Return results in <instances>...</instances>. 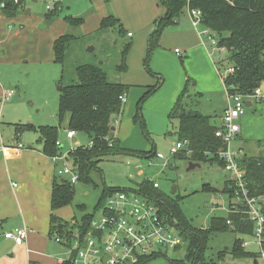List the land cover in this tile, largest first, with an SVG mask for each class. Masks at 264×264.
I'll list each match as a JSON object with an SVG mask.
<instances>
[{"label":"rangeland","instance_id":"obj_1","mask_svg":"<svg viewBox=\"0 0 264 264\" xmlns=\"http://www.w3.org/2000/svg\"><path fill=\"white\" fill-rule=\"evenodd\" d=\"M48 1L51 4L50 11L46 9L45 3L38 2L34 4L32 0H27L26 9H30L32 11L31 15L34 17L39 16L44 19L50 12L54 13L56 20L61 22L59 24H62V20L77 17L76 14L78 13L80 16L86 15L87 10L92 5L91 0ZM158 6L164 7L160 0ZM109 10L111 11L110 6ZM22 13L24 14V12ZM185 15L190 17L188 12ZM22 17L24 18L23 15ZM23 25L26 26L27 33H29L27 39L37 36L40 41H49L47 37L56 29L39 32L33 26L29 27L26 23ZM15 28H12L13 31L18 33L21 25L17 24ZM92 31V35L77 38L67 44L62 64L55 63L52 51L53 44L52 49L47 46L42 47L41 56L31 57L26 62L22 61L23 63L12 62L6 69L5 67L1 68L3 70L0 78L1 90L3 89V92L13 90L15 95L5 103L2 101V95L0 105L4 106V110L6 109L9 116L16 119V123L32 124L36 128L58 125L59 89L79 83L76 69L80 66L96 65L101 67L107 73L110 83L111 79L122 77L123 73L117 70L118 66L116 67L121 63V54L119 46L117 44L116 46L113 45L116 42L115 34L113 32L96 33L97 30L93 29ZM205 38L209 42V39ZM216 41H218L217 38ZM28 44V42L20 44L19 47L22 49V53L28 50ZM209 44L213 66L218 72L217 77L223 80L227 74L224 75V73L230 68L227 60L228 52L226 49L221 51L217 44L212 45L210 42ZM20 48H17V50H21ZM178 52L180 54L172 52L169 56L177 61L180 75L195 81L196 88L200 87V84L206 86L208 74L203 70L199 71L195 63L190 62L187 64V59L184 57L186 54L180 52V50ZM150 67L153 70L152 62ZM170 76L168 75L169 78ZM150 77L156 81V78ZM162 77L165 80L163 90L172 87L173 82L170 80L167 87H165L167 80L164 75ZM202 99V108L200 107L202 114L207 113L215 117L214 115L220 113V110L225 106V102L216 95L203 93ZM255 103L257 105L254 109H246L247 114L242 117L243 119L239 123L242 128V138H237L231 144L235 152H238L239 147L246 140L264 141V98ZM134 114L135 110L132 115L124 112L122 123L117 121L118 118H112V124L121 129L119 138L122 146L131 151H147L154 152L155 155L160 154L163 156V160L157 159L155 156L148 159L132 155L110 157L104 160L100 165L101 170L91 173V184L77 183L73 201L70 205L61 208L60 217L67 222L81 223L83 216H93L105 186L119 190L137 191L140 184L149 180L159 184L160 189L155 191L157 199L164 204H169L168 206L171 209L180 213L185 223L190 225L188 229L193 231L192 235L207 230L211 219L226 218L230 203L233 201H230L228 193L225 192L229 174L215 162L199 163L200 167L190 170L191 162L189 160H180L171 153L172 148L179 142L178 121L171 123L168 115L162 116L157 111L147 110V112H144L143 108L142 116L145 124L143 127L140 122L136 123L134 121ZM220 122L218 117L217 123ZM10 130L13 131V129ZM67 130L62 126L58 137L59 144L63 145V155H68L70 151L75 150L79 145L88 146L91 142L90 135L85 132L78 133L77 142L68 140L66 137ZM28 134L32 136L33 133H25L20 140L25 147H27L26 138H28ZM259 143L255 144L258 146ZM260 146L264 147V143ZM258 154L260 153L258 152ZM66 165L70 166L68 162H66ZM59 166L61 168L63 164H59ZM206 186H210L211 190H205ZM97 217H99V214H97ZM173 229L176 234H178L176 229L181 231L178 226L177 228L173 226ZM188 239L177 250L157 248L161 249L158 251L164 255L161 254L160 257L147 264H174L173 261L177 259H181L182 264H262L259 257H256L260 255L261 248L251 235H240L230 231L209 233L199 257L192 251V246H194L191 242L192 237L190 236ZM237 240L247 243L245 252L251 254L252 257H236L234 255ZM54 244L56 243L54 242ZM56 246L62 250V247L57 244ZM63 251L68 254L67 261L71 260V249L66 248ZM18 260L19 264H24V259L21 256H18Z\"/></svg>","mask_w":264,"mask_h":264},{"label":"trees","instance_id":"obj_2","mask_svg":"<svg viewBox=\"0 0 264 264\" xmlns=\"http://www.w3.org/2000/svg\"><path fill=\"white\" fill-rule=\"evenodd\" d=\"M109 8L110 0H103ZM27 0H20L14 4L9 0H0V13L8 19L26 10ZM166 8L167 13L160 18L152 30L147 54L144 60L146 72L156 78L155 86L149 87L145 95L137 105V113L134 118L136 123L140 122L144 127L142 109L144 103L152 97L162 86L163 77L155 74L150 67L154 52L159 48V42L167 27L179 21L189 10H197L202 14V29L211 31L217 38L218 47L228 52V62L231 73H224V86L230 94L250 95L264 83V0H160ZM5 3L6 7L1 8ZM56 19L54 13L46 15L45 21L51 23ZM66 22L72 26H80L83 19L66 18ZM113 31L116 36V44L120 48L121 63L117 70L120 73L127 71V56L132 48V41L128 40L121 21L112 13L103 19L100 32ZM77 39L72 34L59 37L54 43L55 63L62 64L67 44ZM79 83L60 88L58 117L60 126L68 120V129L76 133L85 132L90 135L91 146L77 147L66 157V162L74 172L79 175V182L91 184V173L100 171L101 163L116 156L132 155L144 158L156 157L154 152L131 151L122 148L120 140L115 135V126L112 118H119L123 114L124 104L122 97L126 96L129 87L121 84H113L108 81L106 72L96 65H83L76 69ZM223 76V75H221ZM203 95L196 92V82L188 78L185 88L179 95L174 108L169 114V121H178L179 142H187V148L178 152L175 156L180 160H189L192 163L215 162L222 168L224 163L219 159V154L226 150V145L216 137L220 128L217 116H206L199 110ZM16 130L34 131L39 133L44 144L43 153L53 158L61 153L57 146L60 129L57 127L35 128L32 125H15ZM239 165L245 171V181L250 196L263 199L264 212V154L259 156L244 155ZM75 186L67 178L58 176L52 188L51 208L53 213L70 205L75 194ZM151 181H145L138 186L134 192L147 196L156 202L162 216L171 224L181 228L183 242L192 237L194 246L192 251L199 257L209 233L234 232L240 235L253 236L254 223L245 214L243 207L240 214L228 213L226 218L211 219L210 226L203 232H192L185 223L184 218L167 204L157 199ZM205 190H211L206 186ZM117 192H130L111 187H104L100 201L95 210H98L103 200ZM225 192L228 193L230 201L235 197V188L228 182ZM230 208L232 205L230 203ZM94 210V211H95ZM94 215V214H93ZM91 215H85L78 222H66L54 214L50 218V236L59 237L64 247L71 249L73 245V232L80 228L81 234L89 231ZM231 221V225L228 222ZM232 229V230H230ZM199 233V234H198ZM244 243L240 240L235 242L234 255L236 257H252L245 252ZM181 248L177 247L175 250ZM191 251V252H192ZM164 255V254H162ZM74 256V252H73ZM72 256V258H73ZM161 254L143 258L139 264H147ZM256 257H259L256 256ZM71 258V259H72ZM174 264H182L180 260L173 261ZM64 264H72L71 260Z\"/></svg>","mask_w":264,"mask_h":264},{"label":"crops","instance_id":"obj_3","mask_svg":"<svg viewBox=\"0 0 264 264\" xmlns=\"http://www.w3.org/2000/svg\"><path fill=\"white\" fill-rule=\"evenodd\" d=\"M38 2L50 3L48 0H32L34 4ZM91 2L92 5L87 10L86 15L80 16L78 13L76 14L77 17H71L73 19H83V24L78 27L70 26L65 20H62V24H59L61 22L56 19L51 23H47L43 17L31 15L32 11L30 9H26L24 14L20 13L14 19H8L0 13V78L3 74L1 68L5 67L6 69L12 62L23 63L31 57L41 56L42 47L47 46L52 49L55 41L63 35L72 34L77 38H81L92 35V29L97 30L96 33H100V25L103 19L109 13L115 14L114 16L121 21L127 32L128 39H131L133 43L128 53L127 71L122 74V77L111 79L113 84L129 87L123 114L117 119V121L122 123L124 112L132 115L135 110V118L140 99L145 95L149 87L156 84V81L146 72L144 60L147 54L149 37L155 27V23L166 15L167 10L165 7L158 6L159 0H110L111 11L106 7L105 3L103 4L104 1L102 2V0H91ZM25 23L29 27H35L39 32L56 29L47 37L49 41L38 40L37 36H34L35 33L33 38L27 39L29 33H27L26 26L23 25ZM17 24L21 25L18 33L12 29ZM42 25L44 29H40ZM202 30V27L199 30H194L189 16L187 17L186 15L175 22L174 25L167 27L151 62L153 72L161 77L162 75L166 77L167 83L165 87H167L169 80L173 82V85L163 90L164 80L160 89L144 103V112H147V110L157 111L162 116H169L174 108L188 79L186 76L180 75L177 61L169 56L172 52L175 53L180 50V52L186 54L184 57L187 59V64L190 62L195 63L199 71L203 70L208 74L207 85L200 84V87L196 88V92L202 95L206 93L219 96L225 102V106L220 110V113L215 112L216 114L214 115L217 118L219 117V122L221 121V117L228 105L227 92L222 78L218 79L217 77L218 72L214 69L212 55L209 52L210 44L200 34ZM109 32L113 31L109 30L103 33ZM130 34L131 37H129ZM25 42L29 43V48L25 53H22L23 51L19 46ZM16 44L18 46H15ZM113 45L116 46V42ZM17 48L21 50H17ZM52 51L54 58V49ZM118 57L120 59L119 54ZM168 75H171L170 78ZM108 81L110 80L108 79ZM2 95L3 89L1 90L0 88V98ZM202 100L200 101L199 110L202 106ZM247 102H250L249 108L254 109L257 105L255 102L259 101L248 100ZM6 112L4 106L0 105V264H19L18 256L24 259V264H64L68 258L67 252L63 251L66 247L55 242L49 232L51 215L54 214L62 219L60 217L61 209L53 213L51 208L52 188L54 181L59 176V164L62 163H53L50 157L44 155V144L39 133L34 131L19 133L15 127V125L32 124H18L16 119L9 116ZM204 115L211 116L207 113ZM57 118L59 119V117ZM242 119H240V122ZM220 125L221 122L219 123ZM62 126L68 129V120ZM62 126H60L59 121L56 126L41 127H57L61 131ZM10 129H13V131ZM120 130V127L115 126V135L119 140ZM28 132L33 134L32 136L28 134L29 136L26 138L27 147H25L20 140ZM78 135L76 133L75 138L69 139L67 132L66 137L68 140L77 142ZM241 135L242 131L238 139L242 138ZM261 142L264 143V141L254 142L246 140L239 147V150L241 149L244 154L246 153L250 156H259L264 153V147L260 146L263 145ZM255 143H259V145L257 146ZM122 148L124 147L122 146ZM60 149L62 153L63 145H60ZM87 213L92 214L90 212ZM18 228H26L28 230V238L25 244L21 246H17L13 241L4 238L5 233ZM54 242L62 247V250Z\"/></svg>","mask_w":264,"mask_h":264},{"label":"built area","instance_id":"obj_4","mask_svg":"<svg viewBox=\"0 0 264 264\" xmlns=\"http://www.w3.org/2000/svg\"><path fill=\"white\" fill-rule=\"evenodd\" d=\"M9 1L16 5L20 3V0ZM45 4L46 9L50 11L51 4L48 2ZM5 7L6 4L2 3L1 8ZM188 13L192 28L199 30L202 27L201 12L189 10ZM200 34L207 37L212 45L217 44L218 46L215 35L211 31L203 29ZM176 53L180 54L178 51ZM231 72V69L226 71V73ZM14 95L13 90L5 91L2 101L8 102ZM262 98H264V83L250 95L227 92L228 105L221 117V125L216 132V137L226 145V150L219 154V159L225 165L223 169L229 174L228 182L235 188V197L231 202L232 208L229 207L228 213L240 214L243 207L245 214L254 223L253 237L261 248L259 259L264 264L263 199L250 196L245 181V171L239 165L245 154L241 149L238 152L233 151L231 146L241 134L242 128L239 122L246 114L247 101H261ZM121 100L125 104L126 96H123ZM75 136V131H68L69 139H73ZM187 145V142H178L172 148L171 153L176 155L185 150ZM57 146H60L59 142H57ZM66 157V155H57L51 159L54 163L63 164L58 170V175L67 178L71 184L77 185L79 175L66 165ZM156 158L163 160V156L160 154H157ZM152 184L153 188L160 189L157 182H152ZM228 225H231V221L228 222ZM173 226L177 228L162 216L157 204L147 196L134 191L117 192L106 197L100 208L95 210L89 231L86 234H81L80 228L74 230L71 247L74 256L71 262L72 264H139L143 258L160 254L158 250L176 249L184 244L181 231L176 229L178 232L176 234ZM4 238L21 246L28 238V230L18 228L5 233ZM54 240L63 245V241L59 237H54ZM243 245L247 247V243Z\"/></svg>","mask_w":264,"mask_h":264},{"label":"water","instance_id":"obj_5","mask_svg":"<svg viewBox=\"0 0 264 264\" xmlns=\"http://www.w3.org/2000/svg\"><path fill=\"white\" fill-rule=\"evenodd\" d=\"M30 13V12H29ZM40 29H44V26L42 25L41 27H40ZM60 90V89H59ZM247 107L249 108L250 107V102H247ZM197 167H200V164L199 163H190V170H192V169H194V168H197ZM174 192H175V190H173ZM173 192V193H174Z\"/></svg>","mask_w":264,"mask_h":264}]
</instances>
